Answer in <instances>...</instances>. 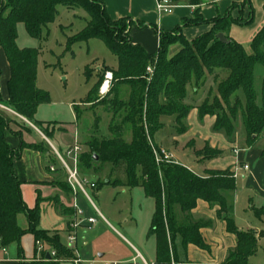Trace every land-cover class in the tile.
Here are the masks:
<instances>
[{"label": "trees", "instance_id": "1", "mask_svg": "<svg viewBox=\"0 0 264 264\" xmlns=\"http://www.w3.org/2000/svg\"><path fill=\"white\" fill-rule=\"evenodd\" d=\"M170 1L175 6L187 4L195 7L194 16L184 20L172 32H159L153 27L160 38V45L156 54H150L143 47L134 45L130 37L133 26L140 30L148 26L128 18L113 21L104 0H0V48L10 69L8 100L2 98L0 91V103L29 123L35 122L40 106L51 103L48 93L37 87L39 52L36 49H19L18 26L24 25L32 39L41 40L48 27L55 23L60 7L84 12L88 16L87 25L74 39H68L67 49L93 39L100 40L115 56L117 69L105 67L84 102L94 114L95 135L99 136L101 124L97 108L110 117V123L109 137L99 139L95 136L94 141L87 145L92 155L84 157L80 164L89 170H97L92 163L110 165L114 180H110L108 185L130 190L142 188L145 196L154 201L155 212L149 236L156 239L157 264H172L177 239L185 247L207 248L200 232L202 226L192 219V212L200 201L217 207V216L225 223L227 233L236 237V247L229 253L225 264H251L250 259L257 255L264 231H241L236 226L233 218L237 190L235 172L230 169L208 171L206 178H200L174 163L158 162V149L152 139L163 128L160 120L164 117H174L179 132H185V122L192 109L186 104L188 88L194 86L199 90L208 76L217 77L219 73H226L227 77L218 84L219 99L212 107L207 103L200 106L199 116L215 117L214 131L224 134L229 141L236 133L240 116L247 147L257 144L264 135V105L258 102L254 74L257 65L264 67V26L252 40L249 53L230 39L229 30L232 25L248 26L253 23L251 0H245L241 5L250 8V18L246 21L231 17V11L238 7L236 4L224 16L209 21L204 19L202 7L215 5L218 0ZM201 26H210L211 29L193 41L184 37V29ZM220 34L225 36L227 43L218 39ZM179 44L180 49L171 56V48ZM150 67L154 69L152 75L147 72ZM89 72L90 68L86 70L88 78L92 77ZM107 72L113 74L110 91L105 99L93 105ZM75 110L78 119L81 112L78 107ZM2 113L6 112L0 111L1 246L6 249L13 244L20 245L24 236L31 235L36 246L41 243L52 249L58 259L69 251L61 244L58 234L51 236L50 232L39 229L44 200L37 192L36 206L30 209L22 196L23 183L14 170L15 163L22 159L25 150L42 151L37 146L26 145L21 136L11 132V122L19 118ZM126 130H130V141L125 140ZM8 132L19 139L18 149H12L7 143ZM43 134L51 141L46 132ZM203 152L209 154L205 159L209 161L223 155V152L208 146ZM94 156L98 157L97 162ZM256 215L261 218L264 213L257 211ZM20 216L26 217L27 229L19 225ZM32 264L61 262L47 260L44 256Z\"/></svg>", "mask_w": 264, "mask_h": 264}, {"label": "rangeland", "instance_id": "2", "mask_svg": "<svg viewBox=\"0 0 264 264\" xmlns=\"http://www.w3.org/2000/svg\"><path fill=\"white\" fill-rule=\"evenodd\" d=\"M236 5H238V7L231 11V17L235 20L246 21L240 14L236 18L234 17L235 13L238 14L241 9H243L241 6L242 4ZM87 21L88 16L84 12L78 11L77 13H73L60 7L58 9V17L55 23L48 27L41 40L32 39L27 34L24 25L18 26L17 44L19 49H36L39 52L37 87L48 93L51 103L39 107L35 122L30 123L32 127L22 119H15L14 122H11L10 128L13 134L15 133L22 137L26 145L37 146L42 151L44 161L41 166L46 174H50L49 168L51 166L65 171L67 181L59 183L58 186L61 190L65 189L67 193L73 192L72 186L69 183V176L67 170L62 166L61 160L52 149V146H55L63 159L67 162L68 166L73 170L74 157L69 156L68 152L72 149L71 147L78 144L81 149L78 163L79 179L80 181L87 179L89 183L95 184L98 189L94 191L88 186L85 187L92 203H90L86 196L77 189L75 192L76 206L78 210L83 213L81 217L84 220L88 217H96L97 213L95 212V209L106 220V222L100 220L97 231L87 234L85 233V239L89 241L88 243L92 244V247L96 246L99 249L105 250L107 253L112 249L128 254L132 249L130 243L140 249V246H138L132 238L139 241H146L145 238L149 234L151 222L150 217L152 215L154 201L145 196L143 189L137 188L130 190L119 186L108 185L111 179L114 180V178H112V167L110 165L103 166L101 164L94 165L92 163V166L97 167V170H89L80 164V160L86 156L92 155L87 145L94 141L95 136L99 139H101V137H109L110 123V117L106 116L101 108H97L96 112L101 119V124L99 136L95 135L93 131L95 125L94 114L90 110L91 107L85 105L84 102L92 88L95 86L97 76L101 74L105 67L110 70L116 69L117 67L115 56L100 40L93 39L85 43L75 44L70 49H67L68 39H74L76 35L80 34L86 27ZM127 24H129V22H127ZM149 39L150 45H152L151 42L154 41H152L151 38ZM177 46L180 47V44ZM157 52L158 49L154 53L156 54ZM249 53H251V50ZM88 68H90L89 73L92 75L90 78L86 76V70ZM0 73V87L3 92V97L5 98L8 68L6 67V58L1 48ZM226 77V73H219L217 77L215 75L208 76L206 82L199 89V91H202V95L198 102H196V105L201 104L200 106H202L204 103H207L209 107L214 106L219 99L218 84ZM254 81L255 90L258 94V102L263 106L264 67L262 65H257L255 67ZM240 96L242 97V93H240ZM105 97L106 96L102 97L99 93V96L95 98L93 105L105 99ZM186 104L192 106L195 105V102H187ZM72 105L76 106V108L78 107L81 112V116L78 119L76 117V108H72ZM2 114L8 116V113ZM236 129L235 135L229 142L232 143L231 145H235L239 149H247L246 134L240 116L236 123ZM38 132L41 134L46 132L51 141L48 139L44 140L39 136L40 134ZM63 132L64 135L62 137L61 135ZM13 134L8 133V135H6L8 140L7 143L12 148H18L19 140L15 138ZM31 138H33L35 143H33ZM125 140H131L130 130H126ZM263 144L264 135L257 142L256 148H259ZM161 152L165 151L157 150L158 154ZM48 155L49 157H45ZM207 155L209 156L207 152H203L200 157L203 161H206L205 159L207 158ZM168 156L170 157L169 163H172L171 156ZM226 157L235 158L232 152H229ZM190 166L194 167L192 165ZM18 168L24 179L37 180L41 176L40 164L37 156L33 152L24 151L23 158L18 163ZM197 171L200 172V169L198 168ZM241 171L240 168H238L237 183L240 187L244 184L243 173ZM51 185L55 186L54 184ZM43 194L47 196V192L44 191ZM22 196L30 209L36 205L37 196L32 185L24 186ZM254 197L255 196H252L251 194L249 195V198L246 197V201L242 207L247 206L248 201ZM255 202L261 205V207L256 206V209L263 208L262 210L264 212V201L255 198ZM250 203L252 205V202ZM240 215L241 219L244 220V224L249 223L250 226L248 227L254 229V232L259 233L264 231V215L263 217L258 218L254 211L247 210L246 212H241V208ZM41 219L42 224L45 226H50V224L55 221L53 213L43 207H41ZM107 223L113 226L116 231ZM19 225L22 228L28 225L25 216L19 217ZM64 225V221L57 224L59 228ZM118 232L121 233L130 243H127L121 236H119ZM83 234V232L80 233L78 241L84 239ZM67 237L66 234L61 236V241L64 244L67 242ZM145 246L150 247L151 243L146 242ZM20 249L23 252L24 259L21 258L19 264H25V261L29 262L34 259V261H38L36 258L40 257V251L39 248L36 247L33 236L26 235L21 240L20 245L13 244L9 246L7 249V259L15 262L19 257ZM36 249L38 252H36ZM39 259L41 260L42 257ZM87 259L100 261L98 256L88 257ZM58 260L65 264H74L75 261L71 250L67 255H61ZM250 262L252 264H264V238L259 240V251L256 256L250 259Z\"/></svg>", "mask_w": 264, "mask_h": 264}, {"label": "crops", "instance_id": "3", "mask_svg": "<svg viewBox=\"0 0 264 264\" xmlns=\"http://www.w3.org/2000/svg\"><path fill=\"white\" fill-rule=\"evenodd\" d=\"M244 1L245 0H218L214 6H203L201 13L204 19L210 21L219 16H224L233 5H241L244 3ZM104 3L107 13L113 21L128 18L134 23H143L148 26V28L143 30L133 26L130 32V37L134 45L143 47L150 54H155L154 52L159 49L160 45V38L153 31V27H156L159 32H172L176 28L180 27L184 20L192 19L195 12V7H191L187 4H181L175 7L172 14L160 15L156 10V0H104ZM251 4L255 10L254 23L248 26L232 25L229 30L230 39L242 45L248 52L250 51L252 40L264 26V0H251ZM239 14L242 15L245 20H248L250 18V8L245 6L243 9H241L240 13H235L234 17H238ZM210 29V26L187 28L184 29L183 35L188 41H193L194 39L208 33ZM149 38L154 41L151 42L152 45H150ZM179 49V46L172 47L170 50V55L173 56ZM6 67L8 68V77L6 78V83H8L10 79V69L7 60ZM189 88L187 102H195V105H192V109L185 122V132H179L174 117H164L160 120L163 128L155 133L152 142L159 151H165L171 156L172 163L190 170L200 178H206L208 171H226L228 169L234 171L236 173L235 176L237 190L234 195L233 218L239 230H254L251 229V227H248L250 226L249 223L244 224V220L240 217V208L241 212H246L247 210L254 211L255 214L257 211L263 212V208L256 209V206L261 207V205L255 202V198L264 201V144L259 148H256L255 145L254 147L247 149H239L237 146L231 145L232 143L229 142L224 134L216 133L214 131V126L216 123L215 117L206 116L205 118H200L199 107L201 104L196 105V102H198L199 98L201 97L202 91L196 90L194 86H190ZM0 91L2 98L4 100H8L7 85L5 98L3 97L1 87ZM75 107L76 106L72 105V108ZM106 116L108 115L106 114ZM27 123L32 127L29 122ZM64 132L61 135L62 137ZM8 133L6 135H8ZM39 134V136H41L44 140H47L43 134ZM31 140L33 141V138H31ZM33 143H35V141H33ZM207 146L213 150H219L223 152V156L210 161H203L200 156ZM52 147L56 155L61 156L55 146ZM25 151L33 152L37 156L40 164L41 176L37 180H27L22 178L21 171L18 168L19 161L16 162L14 170L19 181L23 183L22 193L25 185H32L35 189L36 196L37 192H39L41 198L44 200L41 207L51 211L55 218V221L52 222L50 226L43 225L41 219L39 225L40 230L50 232L51 235L58 234L63 247L68 251L71 250L74 259L79 260L80 264H157L156 239L155 237H150L149 234L145 238L146 241H139L135 238H132V240H134V242L140 246V249H138L129 241H127V239L124 238L121 233L118 232L119 236H121L127 243H130L132 249L130 252H128V254L112 249H110L107 253L105 250L99 249L96 246L92 247V244L88 243L89 241L85 239V233L87 234L97 231L100 220L105 222L106 220L96 209V217H88L86 220H84L81 215L78 214L80 210H78L76 206L75 192L73 191L71 193H67L65 189L61 190L58 186L59 183L67 181V175L65 171L51 166L49 168L50 174H46L43 171V167L41 166L44 161L43 154L28 149ZM236 151H238V153H236ZM229 152H232L235 158L226 157ZM45 157H49V155ZM190 165L194 167H191ZM245 165H248L250 168L248 172L242 169V167ZM51 168H54L55 171L52 172ZM198 168L200 169V172L197 171ZM238 168H240V171L242 170L241 172L243 173L244 184L241 187L237 183ZM51 184H54L55 186H52ZM97 189L98 188H96L94 191ZM44 191L47 192V196L43 194ZM250 194L255 197L248 201L247 206L242 207L246 201V197L249 198ZM250 202H252V205ZM154 212L155 204L153 202L152 215L150 217L151 222ZM217 213V207L213 208L205 202H198L197 208L192 212V219L194 223H198L202 226L200 232L207 248L203 250L193 245L185 247L182 245L181 240L177 239L175 241V256L172 257V264H225L229 253L235 249L237 241L234 235L227 233L225 223L218 218ZM89 219H95L97 221L96 224L90 225L87 222ZM61 221H64L65 225L59 228L57 224ZM109 226L115 230L113 226ZM23 229H27V225ZM82 232L84 233V239L78 241V236ZM64 234L68 236L66 244L61 241V236ZM72 235L76 237V243L74 247L70 249L68 238ZM146 242L151 243V246H145ZM8 248H6L5 252H3L0 246V264H19L20 259L23 258V253L20 254L19 252V257L14 262L7 259ZM36 252H38L37 249ZM51 252H53L52 249L44 246V251L40 252V257L43 258L46 256L47 258L48 255L50 256ZM92 256H98L100 261L87 259L88 257ZM39 258L36 259L40 261ZM51 259L54 260V262L59 261L57 257L55 259ZM34 260L29 262L25 261V264H32ZM61 264L65 263L61 262Z\"/></svg>", "mask_w": 264, "mask_h": 264}, {"label": "built area", "instance_id": "4", "mask_svg": "<svg viewBox=\"0 0 264 264\" xmlns=\"http://www.w3.org/2000/svg\"><path fill=\"white\" fill-rule=\"evenodd\" d=\"M175 7L176 6L170 0H156V10L160 15L172 14ZM147 72L152 75L154 72V69L150 67L147 69ZM112 82H113V74L108 72L105 75L104 82H103V84L100 88V92H99L102 97L106 96L109 93ZM0 111L6 112L8 114H11V115L19 118V119L24 120L25 122H28L26 119L19 116L14 111H12L11 109H9L8 107H6L5 105H3L1 103H0ZM80 153H81V149L79 148L78 145H75L68 152L69 156L74 157V161H73L74 162V169L73 170L68 166L67 162L60 155H58V157L61 160L63 168L65 170H67V173L69 176V183L72 186L73 191L76 192L77 189H79L86 196V198L90 201V203H92L89 195L87 194L85 187L88 186V187H90V189L95 190L97 188V186L93 183H89L87 179L80 181L79 172H78V163H79ZM236 153H238V151H236ZM156 155H157V161L158 162H163V161L169 162L170 157L165 152H161L160 154H158L156 152ZM242 169L246 172H248L250 170L248 165L243 166ZM51 171L54 172L55 171L54 168H51ZM78 214L82 215V212L79 211ZM87 222L90 225H94V224H96L97 221L95 219H89V220H87ZM75 243H76V237L74 235L70 236L68 238L69 248L72 249L74 247ZM0 246H1V240H0ZM37 247L39 248L40 252L44 251V246L41 243H37ZM1 249L3 252H5V248H3L1 246ZM50 256H51V258L55 259L57 257L56 252H54V251L51 252ZM74 264H80V261L75 259ZM104 264H115V263H104Z\"/></svg>", "mask_w": 264, "mask_h": 264}, {"label": "water", "instance_id": "5", "mask_svg": "<svg viewBox=\"0 0 264 264\" xmlns=\"http://www.w3.org/2000/svg\"><path fill=\"white\" fill-rule=\"evenodd\" d=\"M218 39H219L221 42H223V43H227V40L225 39V36H224L223 34L218 35ZM94 160L97 162L99 159H98L97 156H94ZM50 259H51V257L48 255V256H47V260H50Z\"/></svg>", "mask_w": 264, "mask_h": 264}]
</instances>
